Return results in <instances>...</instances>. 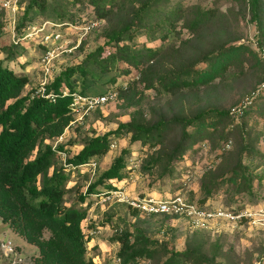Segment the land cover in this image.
Instances as JSON below:
<instances>
[{
  "label": "trees",
  "instance_id": "obj_1",
  "mask_svg": "<svg viewBox=\"0 0 264 264\" xmlns=\"http://www.w3.org/2000/svg\"><path fill=\"white\" fill-rule=\"evenodd\" d=\"M246 1L252 17L256 19L258 27L262 28L260 9L263 0ZM169 2L170 0H19L23 10L15 22L18 37L28 25H32L35 15L33 11L43 15L42 20L65 21L68 17L66 21H69L73 15L69 6L82 4L90 5L97 19L106 20L102 33L104 43L89 51L79 63L60 70L45 84L43 93H35L33 89L20 95L22 87L29 81V75L15 72L0 60V216L28 242L37 245L39 254L35 258V264H96L87 255L88 236L82 224L89 208L88 203L84 202L85 197L88 194L94 198L100 197L95 194L114 187V182L126 175L128 147L122 148L113 157L109 166L87 184L85 192L76 201L65 203L64 194L68 189L65 181L69 175L64 165H56L58 152L45 138L60 134L70 120L74 92L82 95L102 93L106 91L104 84L115 82L119 75L129 73L133 67L138 71V79L146 87L169 93L206 84L224 76L230 73L234 63L244 60V54L252 53L245 43L228 44L226 39L214 42L210 48L188 60L182 49L188 38H181L177 30L178 23L196 36L199 30L220 18L223 12L215 5L184 8L179 4L170 5ZM140 34L146 35L149 41L159 39L161 42L156 46L145 42L139 44L136 37ZM21 41L22 39L13 42L12 47H7V58L13 59L18 47L19 52L23 51V46L19 45ZM177 41H180L179 44ZM39 43H42L40 39ZM108 45L109 48L105 51ZM169 53L174 59L181 61L169 64ZM199 62H204L205 65L199 67ZM263 80L264 76L260 81ZM119 89L124 94L127 90L122 86ZM49 92L53 96H47ZM10 98L13 100L7 102ZM249 106L250 104H245L239 113L208 107L193 113L159 117L153 121L136 111L130 120L120 121L116 127L104 133L87 136L81 142L79 151L68 156L66 161L71 165L94 161L109 150L113 139L130 133V141L139 140L150 147L160 146L149 156L148 164L161 163L162 155L170 162L181 156L198 138L210 135L223 116L228 115L234 120L242 116ZM177 128L180 129L179 135L171 144H167L166 138ZM210 128L212 129L209 130ZM228 133L226 131L222 134L223 139H228ZM57 149L65 148L63 144H58ZM224 173L214 174V171L206 170L200 181L199 202L188 197L189 200L204 207L207 198L219 185L226 182L234 184L238 191L251 190L252 175L240 157L226 176ZM38 175L41 176L39 184ZM44 230L49 232L46 237L43 236ZM114 230V238L120 243L117 256L121 264H135L140 257L149 258L159 249L165 256L161 264L209 262L210 257L199 248L186 247L179 250L166 246L151 239L137 227L134 230L115 227Z\"/></svg>",
  "mask_w": 264,
  "mask_h": 264
},
{
  "label": "rangeland",
  "instance_id": "obj_2",
  "mask_svg": "<svg viewBox=\"0 0 264 264\" xmlns=\"http://www.w3.org/2000/svg\"><path fill=\"white\" fill-rule=\"evenodd\" d=\"M169 3L173 6L179 4L184 8L193 5H215L223 12L220 18L211 21L207 27L199 30L196 36L178 23L177 30L181 38H188L187 44L182 48L188 60L210 48L214 42L226 39L228 44L245 43L252 53L244 54V60L234 63L230 73L224 76L206 84L169 93L146 87L144 82L138 79V71L133 67L129 73L119 75L115 82L104 84L105 90H116L114 99L86 112H70V120L63 131L54 137L45 138L58 152L56 165H64L69 175L65 181L68 189L64 194V201L66 204L76 201L79 195L85 192L87 184L95 180L124 147L129 148L126 175L116 182L124 187L126 192L131 195L151 194L160 197L183 193L197 202L200 197L202 174L206 170H212L214 174L225 172L226 176L240 157L252 175L251 190L238 191L234 184L222 183L203 204L205 209L221 208L240 215L211 216L202 225L194 224L184 215H148L134 212L123 201H109L100 197L94 198L91 194L86 195L84 202L88 203L89 208L82 224L88 236L87 255L91 256L96 264H121L117 256L120 243L114 238V228L127 227L134 230L137 227L151 239H156L158 243L166 246L179 250L186 247L199 248L210 257L209 262L204 264H264V89L260 88V80L264 76V60L255 45L257 42L258 45L264 46V0L260 9L262 28L258 27L256 19L252 17L246 0H170ZM69 8L73 13L69 21L78 26L91 27L79 40L82 29L66 25L68 27L63 28V48L76 46L72 51H61L60 47L57 48L59 53L52 58L49 70L46 71L41 61L45 45L39 43L42 33L33 35L34 38L22 39L19 45L23 46V51L19 52L18 47L13 59L6 57L9 49L7 47L14 44L11 31L13 12L4 6L0 7V60L15 72L29 75V81L22 87L20 95L33 89L38 93L36 90L42 81L47 84L64 67L79 63L89 51L104 43L105 37L102 33L106 20L97 19L90 5L76 4ZM22 10H16V20ZM33 12L35 15L32 24L38 25L43 21V15L38 11ZM46 31H52V27L48 25ZM136 40L139 44L145 42L152 46L161 42L159 39L149 41L146 35L142 34L138 35ZM179 42L177 41V44ZM107 47L109 48V45L105 47V51ZM167 59L172 65L181 61L174 59L171 53L167 54ZM204 65V62H199L197 66ZM120 86L126 87L125 94L120 92ZM259 89V94L254 96ZM11 100L13 98L7 102ZM245 104L250 106L242 116L234 120L228 115L223 116L217 122L218 127L213 129L210 135L198 138L181 156L173 158L170 162L162 155L161 163L148 164L147 159L160 146L150 147L139 140L130 141V133L113 139L115 145L110 146L103 156L95 158L94 165H71L66 161L68 156L79 151L81 142L87 136L104 133L116 127L118 122L130 120L136 111L153 121L159 117L193 113L208 107L237 111ZM226 131H229L227 140L222 137ZM179 133V128L171 132L166 138L167 144H171ZM58 144H63L65 149H57ZM49 170L51 171V167ZM40 178L38 175V184ZM99 188L103 189L101 186ZM48 234L49 232L44 230L43 236ZM0 239H10L16 244L19 255L24 258V264H35V258L39 254L37 245L27 242L21 234L4 222L1 216ZM164 258L163 251L159 249L149 258L140 257L135 264H161ZM7 262V254L0 249V264Z\"/></svg>",
  "mask_w": 264,
  "mask_h": 264
},
{
  "label": "built area",
  "instance_id": "obj_3",
  "mask_svg": "<svg viewBox=\"0 0 264 264\" xmlns=\"http://www.w3.org/2000/svg\"><path fill=\"white\" fill-rule=\"evenodd\" d=\"M1 6L9 8L13 12V17L11 20L13 42H17L18 40L26 38H34L35 36L33 35L42 33L40 41L45 44V49L43 55L41 56V61L46 71L49 70V64L51 63L52 58L59 53L57 48L60 47L61 51H72V48H75L76 46L73 45L70 48L64 46L63 48V45L65 43V37L63 33L64 27L69 26L77 29H82L83 32L80 34L79 40L86 32H88L89 27H91V25L78 26L72 21H53L46 19L38 25H28L24 33L18 37L16 36L15 32V12L16 10H19V8H23V6L19 5V0H0V7ZM48 25L52 27V31H46ZM49 42L51 43L50 45L48 44ZM255 45L264 60V46L258 45L257 42H255ZM260 88H264V80L261 82ZM44 90L45 82L42 81L41 85L37 88L36 91L43 93ZM116 94L117 92L115 89H107L102 93L88 95H82L74 92L73 101L71 102V110L76 112H86L90 109L102 106L103 104L107 103L110 99H114L116 97ZM46 95L53 96L51 92L47 93ZM237 111H240V108H238ZM114 145V141L110 143V146ZM87 164L94 165L95 161L87 162ZM95 195H99L100 198L103 200L123 201L127 203L130 208L137 210V212L139 213H145L148 215H184L187 216L196 225H202L203 222H205L211 216L222 215L233 217L234 215H240L221 210V208L213 210L205 209L200 206V204H198L197 202L189 200V198L183 193H177L166 197H160L151 194L131 195L126 192L124 187L120 185H115L114 187L109 188L105 191H101ZM0 249H2L7 254V264H24V258L19 255L16 244H14L12 240L0 239Z\"/></svg>",
  "mask_w": 264,
  "mask_h": 264
},
{
  "label": "crops",
  "instance_id": "obj_4",
  "mask_svg": "<svg viewBox=\"0 0 264 264\" xmlns=\"http://www.w3.org/2000/svg\"><path fill=\"white\" fill-rule=\"evenodd\" d=\"M116 185H119L116 181L114 182ZM98 228H100L101 226H97ZM14 230V229H13ZM23 237V236H22ZM24 238V237H23ZM25 239V238H24ZM26 240V239H25ZM27 241V240H26ZM28 242V241H27Z\"/></svg>",
  "mask_w": 264,
  "mask_h": 264
}]
</instances>
